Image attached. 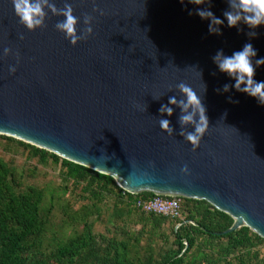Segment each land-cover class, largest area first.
<instances>
[{
    "label": "water",
    "instance_id": "water-1",
    "mask_svg": "<svg viewBox=\"0 0 264 264\" xmlns=\"http://www.w3.org/2000/svg\"><path fill=\"white\" fill-rule=\"evenodd\" d=\"M65 2L79 20L78 34L84 16L93 17V34L75 47L55 27ZM49 4L42 5L44 24L29 30L11 0H0V135L109 176L132 195L205 201L233 219L220 234L245 227L264 239V105L237 91L212 59L218 50L230 56L251 43L255 64L264 57V25L229 27L224 12L239 10L227 0ZM198 7L224 21L219 34L209 32L210 20L195 14ZM254 79L264 81V65ZM181 82L207 109L209 128L194 150L180 134L193 125L181 126V107L168 103L172 96L186 99ZM160 119L170 121L171 135Z\"/></svg>",
    "mask_w": 264,
    "mask_h": 264
},
{
    "label": "trees",
    "instance_id": "trees-1",
    "mask_svg": "<svg viewBox=\"0 0 264 264\" xmlns=\"http://www.w3.org/2000/svg\"><path fill=\"white\" fill-rule=\"evenodd\" d=\"M0 141L25 153L24 168L0 155V264H264V239L245 227L220 234L233 219L205 201L180 198L177 219L145 214L135 204L152 193L129 194L109 176L10 137ZM43 168H59L58 181H44ZM108 201L123 243L94 233L90 218L107 213Z\"/></svg>",
    "mask_w": 264,
    "mask_h": 264
},
{
    "label": "clouds",
    "instance_id": "clouds-1",
    "mask_svg": "<svg viewBox=\"0 0 264 264\" xmlns=\"http://www.w3.org/2000/svg\"><path fill=\"white\" fill-rule=\"evenodd\" d=\"M15 15L19 18V21L27 29L33 30L38 26L44 24L43 17L45 12L42 5L49 4V0H11ZM183 2V0H181ZM190 3L195 5H202L205 0H189ZM229 9H238L239 11L228 10L224 12V17L227 20L229 27H235L239 22L243 21L250 28H257L264 25V0H227ZM49 7L53 12L56 11L55 4H49ZM98 11V9H94ZM64 17L62 21L57 22L55 25L57 31L63 33L65 37L70 41L71 45L75 47L79 41L86 40L93 34L92 21L93 17L85 15L83 23L85 28L83 31L77 33V25L79 23L78 18L73 15L72 5L65 2L64 8L61 10ZM195 14L201 19L210 20L208 30L210 33L219 34L220 29L216 26L224 23L223 20L216 17L209 8H196ZM192 15V12H189ZM249 35L255 36V32H250ZM23 38V37H21ZM5 53L9 50L5 49ZM257 56L256 50L251 43H246L242 50L235 51L232 55H225L223 50H218L212 57L213 62L217 65L220 72L227 74L230 78L234 79V88L243 92L264 105V81L257 82L254 79L256 67L264 65V57L255 60L253 58ZM10 73H15L16 68L10 66ZM229 85L223 86V91H229ZM177 88L184 94L186 99L177 101L175 96L169 97L168 103L171 105L179 104L182 109V114L179 117L181 126L191 124L194 127V131L184 132L180 134L184 136L185 140L192 146L193 150L200 147L201 141L205 136L206 131L209 128V120L207 117V109L202 103L200 95L189 84L181 82L177 85ZM219 92L220 89H217ZM229 98V103H233ZM191 109V110H189ZM160 111L166 112L169 116L172 115L173 109L167 105H161ZM227 116V112L223 114L221 118ZM160 128L171 135L174 129L170 126L168 119L159 120ZM185 174L188 172L187 166L182 170Z\"/></svg>",
    "mask_w": 264,
    "mask_h": 264
},
{
    "label": "rangeland",
    "instance_id": "rangeland-1",
    "mask_svg": "<svg viewBox=\"0 0 264 264\" xmlns=\"http://www.w3.org/2000/svg\"><path fill=\"white\" fill-rule=\"evenodd\" d=\"M0 155L4 159H9L10 163L14 164L17 167H25V153L20 150H8L7 145H5L3 141H0ZM58 173H60L59 168H57L55 171H52L48 168L41 169V175L44 181H47V179H54L58 181ZM44 174L46 175L44 176ZM112 206V201H108V212L105 214L103 213L102 215L97 217V219H95L96 217L93 216L90 218V221L93 222L94 233L106 235V237H108V239H110L112 242L123 243L126 240V238L123 236V233L121 232L123 224L119 219L111 216V210L113 209ZM133 226L134 225H127L126 228H130L131 231H136V228H133ZM107 227L108 229H110L109 233L106 231ZM263 254L264 249L261 250V257L263 256ZM223 264H225V262Z\"/></svg>",
    "mask_w": 264,
    "mask_h": 264
},
{
    "label": "built area",
    "instance_id": "built-area-1",
    "mask_svg": "<svg viewBox=\"0 0 264 264\" xmlns=\"http://www.w3.org/2000/svg\"><path fill=\"white\" fill-rule=\"evenodd\" d=\"M180 197L156 196L150 200H138L135 204L145 214L177 219L180 217Z\"/></svg>",
    "mask_w": 264,
    "mask_h": 264
}]
</instances>
